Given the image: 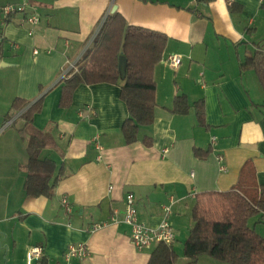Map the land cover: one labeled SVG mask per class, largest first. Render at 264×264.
Segmentation results:
<instances>
[{
	"label": "crops",
	"instance_id": "0c3cea01",
	"mask_svg": "<svg viewBox=\"0 0 264 264\" xmlns=\"http://www.w3.org/2000/svg\"><path fill=\"white\" fill-rule=\"evenodd\" d=\"M32 4L42 16L34 28L24 14L0 23V63L5 61L0 67V131L7 127L16 98L44 96L34 125L49 137L42 156L55 160L58 179L51 197L27 194L23 119L12 141H0V264H27L32 246L43 247L45 264H148L156 245L138 250L130 225L111 223L91 231L116 212L122 218L130 193L139 220L152 227L160 225L164 206L175 198L174 242L181 240L173 246L177 264H189L183 250L196 195L240 189L255 198L264 186V89L254 68L243 69L245 58L261 51L248 38L264 29L263 0H116L117 11L131 25L168 36L165 57L182 56L177 68L165 57L157 64L155 120L141 128L132 144L122 132L129 112L119 85L81 84L71 106H60L61 74L81 59L113 0ZM181 95L188 100L187 113L175 111ZM148 137L151 145L144 142ZM196 149L207 155L199 158ZM64 197L71 213L61 204ZM76 243H86L90 255L68 263L63 254ZM207 258L201 256L197 264H213Z\"/></svg>",
	"mask_w": 264,
	"mask_h": 264
},
{
	"label": "trees",
	"instance_id": "16d2710c",
	"mask_svg": "<svg viewBox=\"0 0 264 264\" xmlns=\"http://www.w3.org/2000/svg\"><path fill=\"white\" fill-rule=\"evenodd\" d=\"M168 40L165 33L131 25L119 11L108 13L78 61L77 70L62 79L60 106H71L74 92L81 84L119 85L120 97L129 112L122 132L127 144L135 143L141 128L152 125L155 120L154 73L165 57ZM122 55L127 58L125 77L119 67ZM249 68L255 69L264 89V51L257 50L245 58L243 69ZM43 99L44 96L35 101L16 98L9 114L11 117L21 112L19 118L25 120V126L20 129L23 136L28 137L25 190L35 197H51L58 179L55 160L42 156L48 136L34 125V116L41 111ZM198 107L199 119L203 122L204 113ZM188 108L186 96H177L175 111L187 113ZM144 142L152 144L149 137ZM195 154L203 158L207 152L196 149ZM256 215L264 220V186L260 196L255 198L240 189L198 193L192 208L193 226L184 242L183 251L189 264H196L203 255L224 264H264V236L249 225ZM178 259L173 243H159L148 264H177Z\"/></svg>",
	"mask_w": 264,
	"mask_h": 264
},
{
	"label": "built area",
	"instance_id": "2783aa9c",
	"mask_svg": "<svg viewBox=\"0 0 264 264\" xmlns=\"http://www.w3.org/2000/svg\"><path fill=\"white\" fill-rule=\"evenodd\" d=\"M2 12L4 15L2 24L8 18H11L17 14H24V21L31 28L39 25L42 19L41 14L35 10L34 5L32 4V0H23L21 3H9L3 6ZM33 33V30H31ZM12 46L15 48L19 47L18 43L13 42ZM35 54H38L39 51L37 49L34 50ZM165 62L173 67L177 68L182 63V56L176 53H170L165 57ZM77 61L73 63H69L68 67L62 72L60 80L66 78L70 72L77 70ZM15 119L21 115V112L13 114ZM80 115L82 117L85 116V112L81 111ZM92 115H96L95 111L92 110ZM89 117V115H87ZM11 118V117H10ZM9 118V119H10ZM14 120L10 119L7 121V124L13 123ZM215 138H213V141ZM175 203V198L171 197L170 202L164 206V217L159 226L152 227L144 222L139 220L137 214V208L135 205V197L132 193L127 196V204L128 208L125 211L122 218H120L117 214H113L109 221L99 222L92 226L91 231H96L102 227H105L111 223H120L124 222L131 226L132 233L131 239L133 244L136 246L138 250H142L144 248H148L154 245H158L159 243H167L171 244L175 240V233L173 228V223L171 221V216L173 213V205ZM61 204L67 213L72 212V207L69 200L64 197L61 201ZM90 255L89 250L87 248L86 243H76L71 244L64 252V259L70 263L74 258H87ZM44 257V249L42 246H32L27 252V264H45L43 262ZM36 262V263H35Z\"/></svg>",
	"mask_w": 264,
	"mask_h": 264
},
{
	"label": "rangeland",
	"instance_id": "374dc122",
	"mask_svg": "<svg viewBox=\"0 0 264 264\" xmlns=\"http://www.w3.org/2000/svg\"><path fill=\"white\" fill-rule=\"evenodd\" d=\"M7 2H11L10 0H0V23L3 21V18H4V15H3V12H2V8L4 5L8 4ZM116 6V0H113V7ZM2 30V28H0V31ZM248 40H250L251 42H255V43H258L259 46H260V50L261 51H264V29H260L259 33L255 36V33H252V34H249V38ZM89 43V42H88ZM92 43V42H90ZM5 46V49H9L6 45ZM87 49V46L85 48V51ZM11 51H13L12 49H9ZM84 51V52H85ZM5 61L2 60L1 63H0V67L3 65ZM8 63H10L9 61H7ZM11 64V63H10ZM18 113V112H17ZM16 114V113H15ZM13 121V123L11 124H7V127H3L0 131V134L2 133V131H4L6 128H9L8 131L6 132V134H3L0 138V141H3V142H10L12 141V139L14 138L13 135L15 132H17L21 127H22V124H23V119L22 118H16L14 117V115H11V118ZM9 119V120H10ZM52 136V135H51ZM54 136V135H53ZM49 138V137H48ZM23 140L18 136V144L16 143V145L18 146L19 150L21 149V146L23 145ZM25 145L27 144L26 141L24 142ZM260 215H256L254 216L250 221H249V225L254 228L256 230V227H257V232H259L261 235L264 236V221L260 220ZM183 231V230H182ZM175 233L177 234V231L175 230ZM179 240H181L180 238H177L176 241L174 242L175 243V248L176 246L178 245L179 243ZM208 257V256H206ZM207 259H210V263H219V264H224V263H221V262H218L216 260H213L212 258H207ZM215 261V262H214ZM197 264V263H196Z\"/></svg>",
	"mask_w": 264,
	"mask_h": 264
},
{
	"label": "water",
	"instance_id": "95a60500",
	"mask_svg": "<svg viewBox=\"0 0 264 264\" xmlns=\"http://www.w3.org/2000/svg\"><path fill=\"white\" fill-rule=\"evenodd\" d=\"M116 11H117V6H114L111 13H115ZM126 66H127V58L126 56L122 55L120 57V62H119V67L122 77H125L126 75Z\"/></svg>",
	"mask_w": 264,
	"mask_h": 264
}]
</instances>
